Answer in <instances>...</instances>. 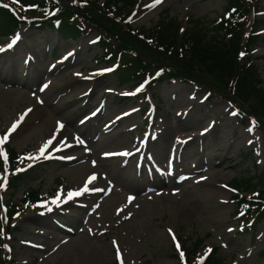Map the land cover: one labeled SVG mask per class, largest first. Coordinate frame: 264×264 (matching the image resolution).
<instances>
[{"label":"rangeland","instance_id":"obj_1","mask_svg":"<svg viewBox=\"0 0 264 264\" xmlns=\"http://www.w3.org/2000/svg\"><path fill=\"white\" fill-rule=\"evenodd\" d=\"M91 1L103 6L107 0ZM137 2L128 18L137 31H152L166 15L183 28L199 21L203 33L209 32L226 5V0ZM257 3L263 7L257 18L264 19V0ZM246 31L244 44L251 35ZM17 36L0 38V137L17 125L0 150H16L24 160L14 167L13 175L20 176L16 191L4 188L10 174L0 171V223L10 205H18L11 217L14 230L0 236L5 264H184V247L192 244L198 264L213 249L225 264H264V221L248 225L235 214L238 201L251 203L245 196L256 192L239 191L233 180L264 168V124L247 110L249 103L238 104L219 84L224 91L180 79L129 87L112 64H102L93 29L68 40L54 30L24 26ZM259 39L238 60L251 61L247 71L255 64L264 80V30ZM13 77L23 82L11 84ZM36 113L42 116L34 123L24 121ZM223 124L227 129L212 146L219 156L229 153L242 130L245 138L249 129L257 138L240 152L230 150L240 154L232 164L236 168L210 181L202 165L194 170L203 161L192 143L211 139ZM19 126L24 131L15 134ZM172 127L176 133L168 138ZM60 146L77 149H63L65 157L55 152ZM76 155L83 157L66 167ZM94 174L103 179L88 183ZM86 183L104 190L103 196L93 201L82 194L68 201V194ZM30 191L42 202H23Z\"/></svg>","mask_w":264,"mask_h":264},{"label":"trees","instance_id":"obj_2","mask_svg":"<svg viewBox=\"0 0 264 264\" xmlns=\"http://www.w3.org/2000/svg\"><path fill=\"white\" fill-rule=\"evenodd\" d=\"M17 1L35 9L24 15L32 18L37 23V28L55 30L62 38L75 40L84 35L88 28L98 29L99 44L104 53L102 60L106 65H119L115 74L123 84H141L148 78H154L156 73L161 76L159 80H155L157 84L181 79L184 83L203 87L209 84L224 91L216 87L219 84L233 94L238 104L245 106L249 103L251 106L247 110L257 115L264 124V88L258 87L261 80L258 73L245 70L246 64L238 61L240 51H247L252 45L258 44L259 34L256 35L255 32L264 27V20H249V28L254 30L244 44L242 36L246 30L247 17L257 6L253 5L254 0H226L222 21L205 33L199 21H194L192 28L185 29L183 24L173 18H162L152 30L153 33L144 30L137 32L127 22L136 0H109L105 7L91 0H65L66 4L60 0ZM53 11L55 14L50 17L49 14ZM42 13L41 18L34 19L37 14ZM22 22L21 17L0 7V37L14 35L20 30ZM247 62L249 64L250 61ZM254 69L256 70L255 67ZM15 155L13 151L10 164L15 162ZM19 179L16 176L10 182L15 191L19 188ZM235 181L243 190L260 193L255 205L258 210L242 204L245 214L252 219L257 213L259 219L264 217V170L255 172L251 177L242 176ZM37 195L32 192L28 198H37ZM12 212L16 213L14 210ZM262 221L264 220H256L255 224ZM10 227L11 224L7 222L2 229L9 231ZM185 250L188 260L186 264H198L197 253L191 257L196 252L194 246L191 250ZM5 263V259L0 256V264ZM203 264H224V260L214 250Z\"/></svg>","mask_w":264,"mask_h":264},{"label":"bare ground","instance_id":"obj_3","mask_svg":"<svg viewBox=\"0 0 264 264\" xmlns=\"http://www.w3.org/2000/svg\"><path fill=\"white\" fill-rule=\"evenodd\" d=\"M10 82L12 84L15 82L22 83L23 81L21 80V78L15 79V77H13ZM39 116L41 117L42 113H36L35 115L29 114L26 116L24 121H26L30 125L31 123H34L36 120H38ZM18 128L16 130L17 132L15 131V134L22 133L24 131L23 126L20 127L19 129ZM224 129H227V128L223 124L220 128L213 130V133L210 136L211 139L204 137L202 139V141L198 142L195 140L192 143L193 151L200 152L201 160L203 161V163H200L198 166H195L194 170L196 167H199L200 165H202V169L206 168L205 172H206V174L208 173L207 177L210 179V181L222 179V177H225L227 173H229L230 171L232 172V170H234L236 168L232 164H234L236 162L235 157L240 156V154L233 155V154H231L232 152L230 150L233 151V149H234V152H240V150L242 149L243 146L251 147L253 145L254 140L257 138V137H255L256 132H254V130L247 132V135H248L247 138L244 137V132H246V131L242 130V132L237 137H235V139L232 140L231 147L229 148L230 149L229 153H225V154L219 156L216 154V151L212 149V146H213L214 142H217L216 138H217L218 134L224 133ZM174 133H176V129H174L173 127L170 129H167V131H166V135L168 136V138H171V136ZM208 134H204V136H206ZM14 135H12L13 138H14ZM91 137L93 139V136H91ZM218 138H220V135L218 136ZM69 147L63 148V149L64 150H66L68 148L69 149H75V150L77 149L76 146H69ZM63 149L60 146V148L55 152L61 151V153H62ZM61 155L65 156V157L68 156V155H65L63 153ZM82 157L83 156H81V155L80 156L76 155V157H74V158L69 157L68 158L69 162L66 164V167H70V165H72L74 162L80 161V159ZM195 157H196V155H195ZM94 175H95L97 181H101L103 179V177L100 174H94ZM214 187H216V186H214ZM168 188H170V186H168ZM83 189L84 188L81 186L78 189V192L82 191ZM88 189H89V191L83 192V195L90 194V197L93 201L102 197L104 192H105L104 190L99 189L95 185H93L92 187H89ZM224 195H225V193H222L220 195V197L223 198ZM76 198H78V196H73L71 199L74 200ZM71 199H69L68 201H71ZM65 238H70V237L65 236Z\"/></svg>","mask_w":264,"mask_h":264},{"label":"snow or ice","instance_id":"obj_4","mask_svg":"<svg viewBox=\"0 0 264 264\" xmlns=\"http://www.w3.org/2000/svg\"><path fill=\"white\" fill-rule=\"evenodd\" d=\"M163 2V0H155V4H159V3H162ZM0 6H3V7H8L7 5H0ZM19 38V36H17V39ZM13 43H15V40L13 41ZM12 45L10 44L9 45V47H11ZM241 55H243V53L241 54ZM236 113H233V115H235ZM17 127V125H13V127H12V129L10 130V132L8 133V134H6L4 137H0V145H3L6 141H7V139H8V135H10L11 134V131H14L15 130V128ZM61 127H62V125H61ZM250 131H251V129H249ZM43 151H44V149H41V154H43ZM106 155H108V154H106ZM0 157H2L5 161L7 160V154L6 153H4L2 150H0ZM4 179V181H5V184H6V177H4L3 178ZM96 179V177L95 176H93V177H91L90 179H89V181H88V183H91V181L92 180H95ZM3 185H0V187H2ZM86 191H89V189H88V187H87V183H86V185H85V188L82 190V191H80V192H75V193H69L68 194V198L69 199H71L73 196H78V195H82L83 194V192H86ZM131 199V198H130ZM56 201H53V203H55ZM51 209H49V211H50ZM173 238L175 239V237L173 236ZM210 251V250H209ZM118 253H119V249H118ZM121 264H123V261L121 260Z\"/></svg>","mask_w":264,"mask_h":264}]
</instances>
